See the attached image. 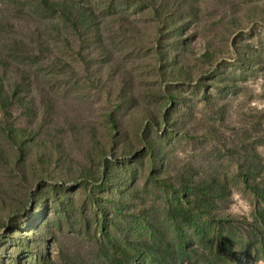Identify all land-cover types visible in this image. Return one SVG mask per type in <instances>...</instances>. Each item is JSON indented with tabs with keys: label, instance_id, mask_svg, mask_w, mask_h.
I'll return each instance as SVG.
<instances>
[{
	"label": "rangeland",
	"instance_id": "374dc122",
	"mask_svg": "<svg viewBox=\"0 0 264 264\" xmlns=\"http://www.w3.org/2000/svg\"><path fill=\"white\" fill-rule=\"evenodd\" d=\"M72 1L0 0V264H264V0Z\"/></svg>",
	"mask_w": 264,
	"mask_h": 264
},
{
	"label": "trees",
	"instance_id": "16d2710c",
	"mask_svg": "<svg viewBox=\"0 0 264 264\" xmlns=\"http://www.w3.org/2000/svg\"><path fill=\"white\" fill-rule=\"evenodd\" d=\"M42 8L48 9L53 14L58 15L59 18L65 20L71 30L75 33L83 31V33L88 31L90 26L91 16L95 17L93 14L89 16L87 8L80 7L77 3L72 0L62 1V0H37ZM139 2V0H136ZM17 100V94L15 92L7 91L3 81L0 77V115H4L5 120L7 117H11L10 106ZM0 116V124H1ZM27 131L23 128L14 129L12 124L9 128H3L0 125V151L6 154L10 159H16L18 163H22L27 156V146L28 140ZM146 143V142H145ZM151 144H146L145 149L151 155L150 164L153 168L157 165V159L153 156V149L150 147ZM158 153V152H157ZM25 175L24 173H22ZM104 172L101 171V176ZM244 184L248 186L256 195L260 192L258 187H253L249 184L247 174H244ZM30 196V195H29Z\"/></svg>",
	"mask_w": 264,
	"mask_h": 264
},
{
	"label": "clouds",
	"instance_id": "9594fccd",
	"mask_svg": "<svg viewBox=\"0 0 264 264\" xmlns=\"http://www.w3.org/2000/svg\"><path fill=\"white\" fill-rule=\"evenodd\" d=\"M259 91V89H257ZM230 204L228 207V214L234 217H242L251 220V213L253 205L246 197L243 190L233 188L229 195Z\"/></svg>",
	"mask_w": 264,
	"mask_h": 264
}]
</instances>
